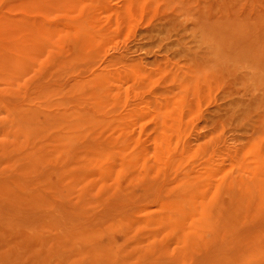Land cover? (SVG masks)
Here are the masks:
<instances>
[{"label": "rangeland", "instance_id": "374dc122", "mask_svg": "<svg viewBox=\"0 0 264 264\" xmlns=\"http://www.w3.org/2000/svg\"><path fill=\"white\" fill-rule=\"evenodd\" d=\"M0 46V264H264V0H0Z\"/></svg>", "mask_w": 264, "mask_h": 264}, {"label": "bare ground", "instance_id": "6f19581e", "mask_svg": "<svg viewBox=\"0 0 264 264\" xmlns=\"http://www.w3.org/2000/svg\"><path fill=\"white\" fill-rule=\"evenodd\" d=\"M34 25V24H33ZM35 26V25H34ZM37 29V28H36ZM38 31V30H37ZM36 34H38V32L36 33ZM1 38H3V37H1ZM3 39H6V38H3ZM2 40V39H1ZM12 41V40H11ZM16 41V40H15ZM18 41V40H17ZM20 41H22L21 39H20ZM7 42V41H6ZM20 43V42H19ZM3 44H4V42H3ZM12 44V43H11ZM13 45H16L15 47H11V51L12 50H14L13 51V53L14 54H12L11 56H5V55H3V57L5 58V62H7L8 64H11L12 65V68H11V70H13L14 71V69H15V64L16 65H18V68H16V70L17 69H19L20 68V66H19V60L21 59V57H18L20 54H18V52H20L21 51V49H20V47L18 46V44H13ZM26 45V44H25ZM1 47V46H0ZM2 48V47H1ZM3 49V48H2ZM21 61V60H20ZM18 62V63H17ZM22 62V61H21ZM96 141H98V140H96ZM99 142V141H98ZM98 142H96V143H98ZM92 144H94V143H92ZM91 144V145H92ZM101 144H99V146H100ZM95 146H97V145H95ZM98 146V147H99ZM91 147H93V146H91ZM97 147V148H98ZM96 148V147H95ZM100 148V147H99ZM98 148V149H99ZM104 149V148H103ZM104 150H107V148H105ZM190 219H191V222H192V226L194 225V223L195 224H199L200 222V224L199 225H201L203 222L204 223H206V219H205V217H196L195 216V214L194 215H192V217H190Z\"/></svg>", "mask_w": 264, "mask_h": 264}]
</instances>
